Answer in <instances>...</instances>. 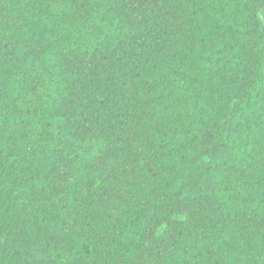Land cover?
<instances>
[{"label":"trees","instance_id":"16d2710c","mask_svg":"<svg viewBox=\"0 0 264 264\" xmlns=\"http://www.w3.org/2000/svg\"><path fill=\"white\" fill-rule=\"evenodd\" d=\"M0 264H264V0H0Z\"/></svg>","mask_w":264,"mask_h":264}]
</instances>
